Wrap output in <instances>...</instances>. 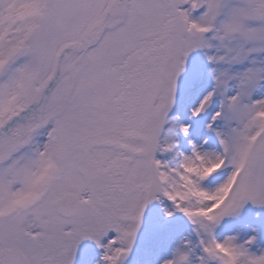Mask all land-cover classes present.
Segmentation results:
<instances>
[{"label": "snow or ice", "instance_id": "snow-or-ice-1", "mask_svg": "<svg viewBox=\"0 0 264 264\" xmlns=\"http://www.w3.org/2000/svg\"><path fill=\"white\" fill-rule=\"evenodd\" d=\"M0 264H264V0H0Z\"/></svg>", "mask_w": 264, "mask_h": 264}]
</instances>
